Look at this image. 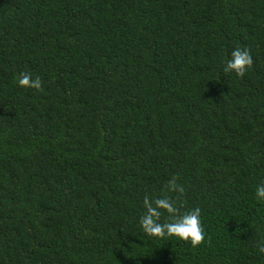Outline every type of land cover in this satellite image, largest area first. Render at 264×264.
Masks as SVG:
<instances>
[{"label":"trees","instance_id":"16d2710c","mask_svg":"<svg viewBox=\"0 0 264 264\" xmlns=\"http://www.w3.org/2000/svg\"><path fill=\"white\" fill-rule=\"evenodd\" d=\"M172 178L199 246L139 230ZM260 183L264 0H0V264H264Z\"/></svg>","mask_w":264,"mask_h":264},{"label":"clouds","instance_id":"9594fccd","mask_svg":"<svg viewBox=\"0 0 264 264\" xmlns=\"http://www.w3.org/2000/svg\"><path fill=\"white\" fill-rule=\"evenodd\" d=\"M251 64L252 56L249 49L236 47L225 59L222 71L242 77ZM16 84L20 88L38 90L41 88V79L39 76L21 72L18 74ZM166 192L173 193L174 196L165 194L159 197L150 198L147 195L144 197V211L138 222L140 232L152 240L172 239L188 243L192 247L199 246L205 239L200 209L193 207L183 213L179 212L185 188L175 178L168 181ZM254 199L264 203V183L256 185ZM162 215L166 216L163 221ZM256 250L258 254H264V243H258Z\"/></svg>","mask_w":264,"mask_h":264}]
</instances>
